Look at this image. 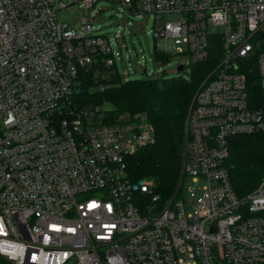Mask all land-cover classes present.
<instances>
[{
	"label": "built area",
	"instance_id": "2783aa9c",
	"mask_svg": "<svg viewBox=\"0 0 264 264\" xmlns=\"http://www.w3.org/2000/svg\"><path fill=\"white\" fill-rule=\"evenodd\" d=\"M107 1L152 14L160 51L181 40L191 64L222 40L188 113L183 181L162 204L128 178L154 142L145 114L74 107L82 71L118 70L107 37L59 21L62 1L0 0V264H264V180L239 197L226 167L231 138L264 133V0Z\"/></svg>",
	"mask_w": 264,
	"mask_h": 264
},
{
	"label": "trees",
	"instance_id": "16d2710c",
	"mask_svg": "<svg viewBox=\"0 0 264 264\" xmlns=\"http://www.w3.org/2000/svg\"><path fill=\"white\" fill-rule=\"evenodd\" d=\"M221 57L222 40L215 37L210 40L207 59L191 64L190 81L156 78L123 82L116 68L106 69L100 62L79 75L74 107L100 106L106 121L122 113L147 116L154 142L127 157L126 173L132 182L152 180L154 195L162 204L176 196L183 181L188 113ZM155 59L166 62L170 55L156 50ZM105 105L109 107L104 109ZM226 167L236 194H253L264 180V133L231 138Z\"/></svg>",
	"mask_w": 264,
	"mask_h": 264
},
{
	"label": "rangeland",
	"instance_id": "374dc122",
	"mask_svg": "<svg viewBox=\"0 0 264 264\" xmlns=\"http://www.w3.org/2000/svg\"><path fill=\"white\" fill-rule=\"evenodd\" d=\"M58 1L67 5V8L58 11L59 21L80 31L83 28L82 20L87 18L92 35L109 39L123 82L156 78L191 80V60L186 53L187 45L181 40L173 41V52H168L169 60L158 62L155 59L156 50H161L162 47L168 51V42L155 38V19L152 14L132 13L107 0H100L91 9H87L82 0H56ZM166 19L174 21L176 16L168 15ZM182 65L185 70L178 72L177 68ZM145 70L147 74L144 73ZM108 107L105 105L103 108ZM184 195L189 197L187 187Z\"/></svg>",
	"mask_w": 264,
	"mask_h": 264
},
{
	"label": "water",
	"instance_id": "95a60500",
	"mask_svg": "<svg viewBox=\"0 0 264 264\" xmlns=\"http://www.w3.org/2000/svg\"><path fill=\"white\" fill-rule=\"evenodd\" d=\"M183 70H184V66H183V65H182V66H179V67L177 68V71H178V72H182ZM144 73L146 74L147 71L145 70Z\"/></svg>",
	"mask_w": 264,
	"mask_h": 264
}]
</instances>
